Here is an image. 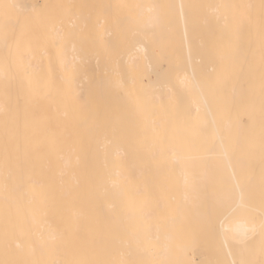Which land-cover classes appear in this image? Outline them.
Masks as SVG:
<instances>
[{
	"label": "bare ground",
	"instance_id": "6f19581e",
	"mask_svg": "<svg viewBox=\"0 0 264 264\" xmlns=\"http://www.w3.org/2000/svg\"><path fill=\"white\" fill-rule=\"evenodd\" d=\"M242 258L264 264V0H0V264Z\"/></svg>",
	"mask_w": 264,
	"mask_h": 264
},
{
	"label": "snow or ice",
	"instance_id": "6c2138e0",
	"mask_svg": "<svg viewBox=\"0 0 264 264\" xmlns=\"http://www.w3.org/2000/svg\"><path fill=\"white\" fill-rule=\"evenodd\" d=\"M225 152V144H224V141L219 139L217 137V140L215 143H213L209 149H208V152H207V155H206V159L208 160H211L213 158H216L217 156H219L220 154L224 153ZM233 183L237 186H239V181L236 179L235 176H233ZM231 195H232V191L230 189H225L223 190L217 197L216 199V203L215 205H210L207 209V211L205 212L204 214V218H205V223H204V226H210L211 225V221H212V218L213 216L217 213V211L220 209V208H223L227 202L230 200L231 198ZM240 243V246L243 248L245 245H244V242L241 241L239 242ZM233 264H250L249 261H246L245 259H240L239 261H233Z\"/></svg>",
	"mask_w": 264,
	"mask_h": 264
}]
</instances>
